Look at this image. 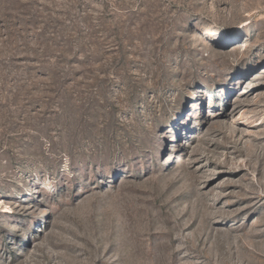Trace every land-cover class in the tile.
<instances>
[{
	"label": "rangeland",
	"instance_id": "rangeland-1",
	"mask_svg": "<svg viewBox=\"0 0 264 264\" xmlns=\"http://www.w3.org/2000/svg\"><path fill=\"white\" fill-rule=\"evenodd\" d=\"M0 264H264V0H0Z\"/></svg>",
	"mask_w": 264,
	"mask_h": 264
}]
</instances>
